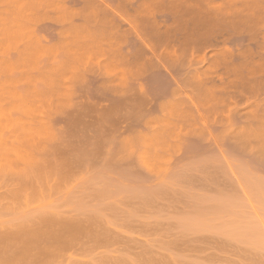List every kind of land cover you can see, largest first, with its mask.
Segmentation results:
<instances>
[{
    "label": "rangeland",
    "instance_id": "374dc122",
    "mask_svg": "<svg viewBox=\"0 0 264 264\" xmlns=\"http://www.w3.org/2000/svg\"><path fill=\"white\" fill-rule=\"evenodd\" d=\"M0 228V264H264V0H0Z\"/></svg>",
    "mask_w": 264,
    "mask_h": 264
},
{
    "label": "bare ground",
    "instance_id": "6f19581e",
    "mask_svg": "<svg viewBox=\"0 0 264 264\" xmlns=\"http://www.w3.org/2000/svg\"><path fill=\"white\" fill-rule=\"evenodd\" d=\"M75 19H76V18H75ZM41 24H42V23H41ZM43 24H44V23H43ZM44 25H45V24H44ZM48 25H50V24H48ZM51 25H52V23H51ZM48 27H49V26H48ZM54 27H55V26H54ZM50 28H51V27H50ZM38 31H39V30H38ZM46 32H47V31H46ZM49 32H51V31H49ZM52 32H53V29H52ZM52 32H51V33H52ZM38 33H39V32H38ZM39 35H40V34H39ZM50 36H51V34H50ZM54 37H56V36L54 35ZM238 37H239V36H238ZM244 37H245V36H244ZM259 37H260V36H259ZM235 38H236V36H235ZM241 38H243L242 35H241ZM231 39H234V38L232 37ZM238 39H239V38H238ZM240 40H241V39H240ZM244 40H245V39H244ZM241 43H242V40H241ZM241 43H240V44H241ZM253 46H254V45H253ZM11 54H12V53H11ZM13 54H14V53H13ZM14 55H15V54H14ZM45 57H46V56H45ZM44 59H45V58H44ZM44 62H45V61H44ZM37 86H38V85H37ZM23 88H24V87H23ZM1 113H2V112H1ZM4 113H5V112H4ZM0 229L2 230V228H0ZM6 229H7V228H6ZM6 229L3 228L4 231H5ZM1 230H0V234H1V233H4V234H2V236L0 235V237H2V238L4 239V238H6L4 235H8V233H5V232H6V231L8 232L10 229L6 230L5 232H3V230H2V232H1ZM17 230H18V229H17ZM10 231H11V233L13 234V236H14V238H15V234L13 233L15 230H12V229H11ZM10 231H9V232H10ZM26 231H28V232L30 231V232L32 233V231L29 230V229H28V230L26 229ZM36 231H37V230H36ZM18 232H19V230H18ZM30 232H29V234H30ZM38 232L41 234V236L43 235V234H42V233H43V232H42V229H41L40 231L38 230ZM38 232H37V233H38ZM19 233H20V232H19ZM19 233H18V234H19ZM21 233H22V232H21ZM26 233H27V232H26ZM37 233H36V234H37ZM39 233H38V235H39ZM22 234H25V233L23 232ZM16 235H17V234H16ZM44 235H45V232H44ZM47 235H48V234H47ZM31 236H34V234H31ZM31 236L29 237V235H27V237L30 238L29 240H31ZM17 237H18V235L16 236V238H17ZM35 237H36V235H35ZM42 237H43V236H42ZM16 238H15V240L18 241V239H16ZM18 238H21L20 235H19ZM24 238L26 239L25 241L28 240V238H26L25 236H24ZM36 238H37V237H36ZM39 238H41L40 235H39ZM21 239H22V238H21ZM1 240H2V239H1ZM5 240H6V239H5ZM22 240H23V239H22ZM22 240H21V242H20V241H19V242L22 243ZM29 240H28V241H29ZM6 241H7V240H6ZM9 241H11V240H9ZM17 241H16V243H17ZM36 241H37V240H36ZM0 242H1V241H0ZM19 242H18V246L22 245V246H21L22 248H23V247L26 248V246H24V241H23L22 244H19ZM33 242H34V246H32L33 243L31 244V242H28V245H27L28 248H29V245L32 246V247H35V246H36V245H35L36 242H35L34 238H33ZM4 243H6V242H4ZM4 243H3V244H4ZM11 243L13 244V242H10V244H11ZM16 243H15V244H16ZM29 243H30V244H29ZM6 244H8V243H6ZM13 245H14V244H13ZM16 245H17V244H16ZM25 245H26V244H25ZM1 246H2V245H1ZM14 246H15V245H14ZM18 246H17V248H18ZM5 247H6L5 250H8V254H9L10 252H12V251L9 252V248H10V247H8L7 245H5ZM12 247H13V246H12ZM1 248H3L2 250H4V247H1ZM1 248H0V249H1ZM7 248H8V249H7ZM22 248H20V249H22ZM20 249H18L19 251H16V252H20V254H22V252L20 251ZM12 250H14V249L12 248ZM27 250H30V249H26V251L24 252L23 255L26 254L25 256H27V255L31 254V253L27 254L28 252H30V251L27 252ZM14 252H15V251H14ZM11 254L14 255V253H11ZM15 254H16V253H15ZM16 255H18V254H16ZM16 255H15V257H16ZM1 256H2V255H1ZM19 256H20V255H19ZM2 258H3V257H2ZM4 258H6V257L4 256ZM9 258H10V257H9ZM11 258H12V257H11ZM11 258H10V259H11ZM20 258H21V257H20ZM20 258H18L17 261L24 260V259H20ZM26 258H27V257H26ZM6 259H8V258H6ZM15 259H16V258H15ZM19 259H20V260H19ZM3 261H4V260H3ZM10 261H13V260H10ZM17 261L15 262V264H17ZM21 262H22V261H20V262H18V263H19V264H22ZM10 263H11V262H10ZM6 264H7V263H6ZM23 264H24V263H23Z\"/></svg>",
    "mask_w": 264,
    "mask_h": 264
}]
</instances>
